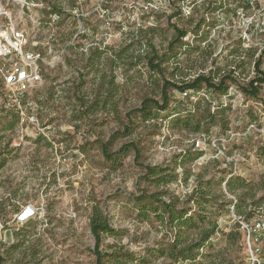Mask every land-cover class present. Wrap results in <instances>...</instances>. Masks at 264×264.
<instances>
[{
	"label": "rangeland",
	"instance_id": "obj_1",
	"mask_svg": "<svg viewBox=\"0 0 264 264\" xmlns=\"http://www.w3.org/2000/svg\"><path fill=\"white\" fill-rule=\"evenodd\" d=\"M202 1L46 0L59 11L60 21L48 28L41 23L31 34L50 46L46 59L51 65L43 67L41 82L18 102L13 103L8 89H1L10 97L8 103L0 99V160H5L0 169L2 264H94L89 220L95 209L112 228L123 231L119 238L103 236L102 250L121 245L138 253L167 242L161 232L135 217L133 199L150 188L141 181L143 170L133 152L120 161L107 160L108 154L129 142L141 152L138 163L150 166H172L181 151L192 147L202 151L186 165L191 174L187 183L179 179L168 186L174 196L190 193L197 175L202 181L239 176L255 185L256 199L263 198L260 213L240 221L250 228L264 224V164L259 154L264 146V83L256 99L239 90L254 76L259 54L245 49L229 27L235 8L246 0H227L219 22L216 13L209 14L196 34ZM172 25L187 34L182 46L170 52ZM203 42L209 47H202ZM151 49L162 56L160 73L153 70V62L147 63L153 57ZM261 70L264 73V59ZM231 71L237 83L228 94L202 90L190 97L191 102L204 98L213 108H226L229 129L224 133L215 127L209 136L187 134L171 126V118L162 113L156 123L136 120L134 131L122 135L127 112L139 108L145 98L160 99L162 78L179 85L200 74L217 80ZM168 92L179 102L178 109L192 106L176 90ZM18 107L34 120L21 124ZM12 116L17 123L4 130ZM183 170L178 167L175 173ZM220 191L234 200L224 184L215 182V194ZM226 208L229 214L223 211L217 217L219 233L195 264H252L250 251L255 248L258 264H264V237L257 236V242L250 238V250L245 237L226 240L223 234L239 219ZM162 263L159 259L151 264Z\"/></svg>",
	"mask_w": 264,
	"mask_h": 264
},
{
	"label": "trees",
	"instance_id": "obj_2",
	"mask_svg": "<svg viewBox=\"0 0 264 264\" xmlns=\"http://www.w3.org/2000/svg\"><path fill=\"white\" fill-rule=\"evenodd\" d=\"M226 2L227 0H203L199 6L202 13L194 25V33L198 34L199 29L206 22V17L222 9L226 6ZM52 11L58 12L55 8ZM176 15L178 13L173 17ZM213 25L214 23L212 27ZM172 28L174 38L168 44V51L170 52H173L176 46H182V39L187 34L185 29L174 25H172ZM205 47L208 48L209 46ZM202 49L207 54L206 50H204L206 48ZM151 51L153 52V57L149 58L147 63L152 64L153 62V70L160 73L159 63L162 62V56H158L154 49H151ZM208 54L211 55V52ZM263 59L264 51L253 64L254 77L239 87L241 93L252 99L258 97L259 87L264 83V73L261 70ZM156 60L158 62L154 63ZM233 75L234 71H231L220 75L215 80L212 76L200 74L193 80L182 82L179 85L162 78L160 99L145 98L139 108L127 112V124L123 126L122 135H128L134 131L136 120L140 124L151 121L156 123L162 113L164 114L162 117H165V119L171 118L169 122L171 126H175L187 134L203 135L205 137L209 136L215 127L224 133L229 129V122L225 116L226 108H213L211 101L204 98H198L195 102H191L190 97L191 95H198L202 90L212 92L217 96L225 95L227 90L237 83ZM171 88L180 95L185 93L183 101L192 106L185 110L178 109L177 105L179 102L173 101L169 95L168 91ZM172 104L173 106H171ZM182 104L184 103L179 105ZM212 110L214 111L212 112ZM11 119L4 126V130L12 129L18 121L16 116H12ZM107 146L108 144H104L101 147L103 154L106 153ZM131 151L134 154V161L143 170L141 181L150 188V190H141L139 195L133 199L135 217L141 223H145L148 227L161 232L167 242L159 245L157 243L149 245L138 253L131 252L121 245H113L107 250H102L100 245L103 236L119 238L123 235V231L112 228L101 212L95 209L89 220V231L94 241L92 250L94 264H151L152 261L159 259L162 260V264H195L198 257L202 255V252L209 244V241L219 233L220 228L217 217L223 211L229 214L230 209H225V207L232 208L234 214L240 219L243 217V221L246 222L254 214H259L261 211L262 207L260 204L263 198L256 199L257 188H255V185L242 177L234 175L220 177L218 181L213 179L202 181L201 177L197 175L194 178L195 184L190 193L184 195L183 198L174 196L168 186L177 183L179 179L183 184L187 183L191 174L186 165L192 164L201 157L202 151L200 150L192 147L181 151L175 157L172 166H150L138 163L141 159V152L134 142H129L121 145L112 154H108L107 160L112 162L120 161ZM259 154L264 164V146L259 148ZM4 163L5 160H0V169L4 166ZM178 167L184 169L182 174L175 173V169ZM215 182L218 183V186L224 184L226 193L231 195L234 200H227L226 195L222 191L217 196L214 192ZM249 206L250 209L248 208ZM15 213L19 214V209L15 210ZM223 235L227 241L233 240V242L241 241L245 237L239 229L238 222H234L230 226L229 231ZM259 235L264 237V233ZM3 261L4 258L0 252V264Z\"/></svg>",
	"mask_w": 264,
	"mask_h": 264
},
{
	"label": "built area",
	"instance_id": "obj_3",
	"mask_svg": "<svg viewBox=\"0 0 264 264\" xmlns=\"http://www.w3.org/2000/svg\"><path fill=\"white\" fill-rule=\"evenodd\" d=\"M243 5V7L235 8L232 26L229 27L235 30L245 49L255 50L260 55L264 51V0H246ZM52 7L46 0H0V99L2 103L9 102V95L14 99L13 103L18 102L27 91L41 82L43 67L51 65L46 59L52 51L50 46L41 44L33 37L31 31L38 28L41 23L48 28L60 21L59 11H52L54 8ZM220 10L215 12L216 22H219ZM38 14L45 20L44 22L40 21ZM205 45L206 42H203L202 47ZM53 64L56 65L57 62ZM3 88L10 91L9 95L1 94ZM230 90L231 88L227 90V94ZM17 110L20 113L21 124L30 119L34 120L33 116L24 117L19 107ZM237 222L250 250V238L257 242V236L260 237L259 234L264 232V224L258 222L250 228L240 221V218ZM258 253V248L250 251L252 264H258Z\"/></svg>",
	"mask_w": 264,
	"mask_h": 264
}]
</instances>
